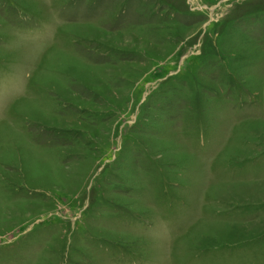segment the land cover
Instances as JSON below:
<instances>
[{
	"label": "rangeland",
	"instance_id": "obj_1",
	"mask_svg": "<svg viewBox=\"0 0 264 264\" xmlns=\"http://www.w3.org/2000/svg\"><path fill=\"white\" fill-rule=\"evenodd\" d=\"M0 264H264V0H0Z\"/></svg>",
	"mask_w": 264,
	"mask_h": 264
}]
</instances>
